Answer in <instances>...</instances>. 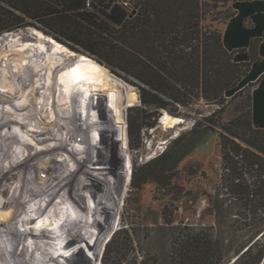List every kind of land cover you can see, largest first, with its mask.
<instances>
[{
    "label": "trees",
    "instance_id": "trees-1",
    "mask_svg": "<svg viewBox=\"0 0 264 264\" xmlns=\"http://www.w3.org/2000/svg\"><path fill=\"white\" fill-rule=\"evenodd\" d=\"M131 1L135 14L116 26L85 10L83 0H0V33L38 26L136 85L139 104L125 113L127 147L131 150L140 146L133 142L134 133L153 127L161 119V109L178 115L177 106L200 99L220 109L238 99L232 115L221 123L218 188L232 207V224L238 230L245 234L257 226L264 229V128L253 126L248 85L240 88L249 62L234 59L214 25L234 15L230 0ZM172 103L175 107L170 106ZM189 133L193 136L188 142L181 143L183 134H179L140 168L158 167L161 172L175 168L203 135L195 128ZM176 146L179 149L175 150ZM133 179L132 172V184ZM163 218L173 222L172 215L165 212ZM127 231L124 227L113 233L103 251V264H120L124 243L119 235H125L126 241ZM173 242L171 264H219L223 257L222 242L204 229L180 227ZM248 243L239 249L242 253L237 264L261 262L264 236L252 245Z\"/></svg>",
    "mask_w": 264,
    "mask_h": 264
},
{
    "label": "rangeland",
    "instance_id": "rangeland-1",
    "mask_svg": "<svg viewBox=\"0 0 264 264\" xmlns=\"http://www.w3.org/2000/svg\"><path fill=\"white\" fill-rule=\"evenodd\" d=\"M29 21L35 23L32 19H29ZM32 28L39 29L56 39L52 34L34 25L18 27L11 31L24 30L29 32ZM6 34V31L0 33V37ZM65 45L76 52V54L67 58L70 62L74 63L68 77L72 81H77V85L79 84L77 92H79V89H84L80 83L84 74L87 76L93 74L88 67L86 59L92 60L103 67L105 66L85 52L72 49L67 44ZM9 46V40L4 39L2 45H0V52L8 50ZM8 53L9 59L4 55H0V68L3 62L7 64L8 68H11L16 62L15 59H12L17 58L15 50ZM39 73L40 83H38L39 87L36 88V91H44L45 86L41 87L45 83L46 78L44 69L40 70ZM3 75V71L0 69L1 79H3ZM59 76L57 72L54 74L51 86V91L56 96V101L61 94V76ZM74 77H78L77 80ZM15 81L13 82L16 83L17 81ZM116 85H118L119 90H117ZM240 85H242V82H240ZM0 94L7 95L8 93L0 87ZM13 95L12 99L18 96L17 93H13ZM96 99L98 103H96L94 111L93 102L89 99L85 106H89L91 113L89 112L87 117H85L84 113H81V117L79 118L75 115L74 104L70 101L68 109L74 114L66 118L64 127H60V119L57 118L61 114L62 109H59L56 104L53 106V110L57 117L56 119L54 117L52 120L53 123H51L53 125L50 128L57 138L63 133L70 137L74 134L70 123L82 122L85 128H80V140L65 142L69 147L76 148L79 152L82 143H86L90 148L80 154L90 155L91 159H94L95 162L93 166H88L87 169L97 168L101 170L100 174L104 172L101 168L105 165L106 160L109 159V155L104 154L102 157V145L99 141L97 142V137L101 134V130L99 129L102 127L107 128L110 132L109 141L113 146L117 158L127 159L129 163L131 162V170L134 173V184H132L130 177L124 197L118 201L117 209L112 214L111 221L106 225L104 233L99 236L96 257L91 261L82 259V262L80 261L77 264H103L102 255L107 242L115 231L124 227L128 229V239L125 241V235H119V241L124 243L120 253V264H171L174 236L177 230L183 226H192L211 233L223 245V257L219 264H237L239 256L242 253V251H238L242 245L246 241H249L248 244L252 245L256 240L264 236V229L261 230V226H257L243 234L244 230H238L232 224V220L234 219L231 214L232 207L225 199V195H222V191L218 188L221 176L219 145L221 123L232 115L234 102L238 99L227 104L223 109H220L215 103L207 104L202 99L188 106H177L179 114L172 115L182 116L184 121L180 124H175L173 127H166L164 124L159 123L158 120L153 127H143L139 133L135 132L133 136V142L140 144L136 150H131L127 147L128 136H126L127 129L125 127L126 111L129 107L139 104L140 94L136 85L120 79L107 69L102 90L97 94ZM170 106L175 107V104L172 103ZM1 107L0 105V109ZM164 110L168 112L166 109H161V115ZM47 114H49V110L45 111L44 108V115ZM95 114L100 118H95ZM149 118L148 116L146 119L149 120ZM47 119L45 118V120ZM195 120L198 122L193 126ZM122 121L124 123L123 135L121 136ZM191 128H195L197 132L202 131V138L196 142L194 147L179 161L175 168L164 172H161L158 167L140 168L148 160L154 158L151 157L152 155H159L179 134H183L181 143L188 142L193 136L189 133ZM2 133L16 135L18 140L21 137V132L14 125L5 128L2 130ZM93 139L96 141L94 145L91 143ZM166 141L167 143L163 144ZM3 143L2 139H0V144ZM176 149H179V146H176ZM37 150L39 148L32 143V153ZM13 151V160L11 162L24 158V149L22 147L18 148L17 145H14ZM59 153L67 169L68 181L66 183L64 181L61 182L54 188L53 192L55 193L52 192V194L47 195L46 198L50 202L44 212L28 218L27 221L18 224L16 227V230H19V232H24L20 242H22V246L24 245L29 249L31 255L34 257V261L37 263L42 260L44 253L40 251L31 252V250L34 244L40 243L43 240L45 234L53 233L54 223L51 221L52 219L62 217L68 225L76 227L83 223L79 212L90 215L91 211L89 208L87 209V206L85 207L87 198L83 192L71 184L73 181L79 183V179H73L72 175L81 167L80 163L71 158L66 151L60 150ZM106 153H108V150H106ZM16 172L14 171L13 175H16ZM33 173L34 170H31L27 176L23 177L27 178L28 181L29 176ZM5 185L8 189L4 199H10L11 201L12 195L17 188V182L10 175L9 182ZM20 193L21 188L18 190V195ZM22 201L26 205L30 204V206L38 203V200L32 203L33 198L27 199L25 194L22 197ZM163 212L167 216L172 215L173 222H165ZM84 222L87 224L88 220ZM72 234V229H68L65 233L59 235L55 241V246L58 245L59 241L69 240L70 243L62 250V254L70 256L73 253L75 259H79L81 255L87 257L89 251L86 241L77 240L73 238ZM55 237L56 235L54 234ZM11 244L14 249L16 244H13L12 236L5 234L0 229V252L2 251L1 253L7 259L9 257H7L5 248L10 251ZM89 246L92 247V244L90 243ZM255 250L257 248L253 252ZM2 259L0 256V264H3ZM263 259L264 256L259 264H262ZM8 262V264H12L10 260ZM109 264H116V261Z\"/></svg>",
    "mask_w": 264,
    "mask_h": 264
},
{
    "label": "bare ground",
    "instance_id": "bare-ground-1",
    "mask_svg": "<svg viewBox=\"0 0 264 264\" xmlns=\"http://www.w3.org/2000/svg\"><path fill=\"white\" fill-rule=\"evenodd\" d=\"M6 33L0 37V45L4 39H7L10 46L8 50L0 52V55L9 59L8 52L15 50L17 58H12L16 62L11 68H8L5 62L0 68L4 74L3 79L0 78V87L8 93L7 95L0 94V105L2 106L0 109V139L4 142L0 144V229L5 234L12 236L13 244H16V247L13 249L11 244L10 251L5 248L9 259L1 253L2 251L0 252V256L3 258L2 262L8 264V260H10L12 264H77L82 259L91 261L96 257L99 236L104 233L105 227L111 221V216L118 205V200L112 191L111 173L120 171L128 175L124 191L119 197L121 199L124 197L130 181L131 162L129 163L127 159L117 158L109 141L110 132L107 128L102 127L99 129L101 134L97 137V142L99 141L102 145V157L104 154H108L109 159L101 168L104 170L102 174L99 173L101 170L97 168L89 170L87 167L93 166L94 159H91L92 157L88 154L82 155L80 153L86 152L90 147L86 143H82L79 152L76 148L69 147L65 142L80 140L79 132L80 128H85L84 124L82 122L70 123L74 134L69 137L63 133L58 138L53 134L50 126L53 125L54 117L55 119L57 117L53 110V106L56 104L59 109H62L61 114L57 117L60 119V127H64L66 118L74 113L78 118L81 117V113L87 117L90 108L85 104L89 99L93 102L94 111L96 103H98L97 94L102 90L107 69L92 60L86 59L93 74L91 76L84 74L80 80L84 89H79V93L77 92L79 85H77V81H72L68 77L74 63L67 58L76 52L39 29L32 28L29 32L24 30L6 31ZM42 69H44L46 78L41 87L45 86V90L36 91V88L39 87L38 83H40L39 71ZM56 72L58 76H61V94L57 101L56 96L51 91L53 76ZM77 78L74 77L75 80ZM14 80L17 81L15 82L18 86L13 82ZM13 93L18 94L14 99H12ZM70 101L74 104V113L68 109ZM43 102L44 104H42ZM44 108L45 111L49 110V114L44 115ZM45 118L48 119L45 120ZM95 118L99 119L100 117L95 114ZM183 121L182 116H174L164 110L159 123L166 127H173ZM10 125L16 126L21 132L19 140L16 135L2 133V130ZM32 143L39 148L34 153L31 151ZM91 143L94 145L96 141L93 139ZM166 143L167 141L163 144ZM14 145L24 149V158L11 162ZM60 150L66 151L71 158L80 163L81 167L72 175L73 179H79V183L73 181L71 184L83 192L87 198L85 207L87 206V209L89 208L91 211L90 215L79 212L83 223L76 227L68 225L62 217L52 219L51 221L54 223L53 233L56 237L54 238L53 233L45 235L42 233L44 235L43 240L34 244L31 250V252L40 251L44 253L42 260L37 263L29 249L24 245L22 246L20 240L24 232H19L16 227L18 224L27 221L28 218L44 212L50 202L46 198L47 195L52 194L58 184L68 181L67 169L59 153ZM31 170H34V173L29 176L27 181V178L23 176H27ZM14 171H17L16 175H13ZM10 175L17 182V188L11 201L4 199L8 189L5 184L9 182ZM20 188L21 193L18 195ZM24 194L27 199L33 198L32 203L36 200L38 203L33 206L26 205L22 201ZM85 220H88L87 224L84 222ZM68 229H72L73 238L86 241L89 251L87 257L81 255L79 259H75L73 253L66 256V254L61 253L62 251H55L57 237ZM90 243L92 247L89 246ZM262 264H264V259Z\"/></svg>",
    "mask_w": 264,
    "mask_h": 264
},
{
    "label": "crops",
    "instance_id": "crops-1",
    "mask_svg": "<svg viewBox=\"0 0 264 264\" xmlns=\"http://www.w3.org/2000/svg\"><path fill=\"white\" fill-rule=\"evenodd\" d=\"M229 5L234 15L215 26L234 59L249 62L240 88L248 85L253 126L264 128V0H230Z\"/></svg>",
    "mask_w": 264,
    "mask_h": 264
},
{
    "label": "built area",
    "instance_id": "built-area-1",
    "mask_svg": "<svg viewBox=\"0 0 264 264\" xmlns=\"http://www.w3.org/2000/svg\"><path fill=\"white\" fill-rule=\"evenodd\" d=\"M83 8L116 26L128 18V13L135 9L130 0H83Z\"/></svg>",
    "mask_w": 264,
    "mask_h": 264
},
{
    "label": "water",
    "instance_id": "water-1",
    "mask_svg": "<svg viewBox=\"0 0 264 264\" xmlns=\"http://www.w3.org/2000/svg\"><path fill=\"white\" fill-rule=\"evenodd\" d=\"M136 10L132 9L128 15L132 16L135 14ZM93 73V72H92ZM131 177V176H130ZM128 175L120 172V171H113L111 173V183H112V191L113 194L116 196L117 200L119 201V197L122 195ZM70 243L69 240L59 241L58 245L55 246V251H62L68 244Z\"/></svg>",
    "mask_w": 264,
    "mask_h": 264
},
{
    "label": "clouds",
    "instance_id": "clouds-1",
    "mask_svg": "<svg viewBox=\"0 0 264 264\" xmlns=\"http://www.w3.org/2000/svg\"><path fill=\"white\" fill-rule=\"evenodd\" d=\"M155 157V156H154Z\"/></svg>",
    "mask_w": 264,
    "mask_h": 264
}]
</instances>
